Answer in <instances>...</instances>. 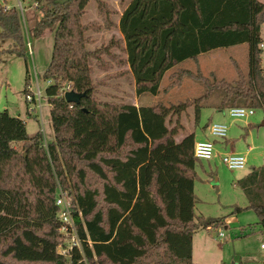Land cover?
<instances>
[{
    "label": "trees",
    "instance_id": "trees-1",
    "mask_svg": "<svg viewBox=\"0 0 264 264\" xmlns=\"http://www.w3.org/2000/svg\"><path fill=\"white\" fill-rule=\"evenodd\" d=\"M7 1V0H6ZM0 1V40L26 58L24 18ZM92 0H34L41 12L32 30L42 35L55 26L50 62L43 77L50 107L52 138L41 130L26 132L25 122L0 111V264H197L192 238L199 228L217 227L225 217H197L194 205V133L175 141L177 126L168 115L202 103L221 90L218 109L227 106L264 109L261 30L264 3L259 0H130L119 15L108 3L94 0L101 23H82ZM117 28L99 47L88 31ZM245 43L248 72L237 80L204 82L202 96L166 106L115 102L98 97L106 81L125 78L135 93L156 95L166 71L201 53ZM118 68V71L112 69ZM95 69L104 72L94 79ZM187 69L173 74L179 85ZM69 83L85 95L68 103L58 88ZM28 73L23 93L27 92ZM105 95V94H102ZM27 113H31L27 110ZM46 140V142H45ZM17 145L20 147H17ZM264 231V165L238 180ZM69 189L76 204L75 226L81 248L57 252V186ZM243 208L236 206L234 212Z\"/></svg>",
    "mask_w": 264,
    "mask_h": 264
},
{
    "label": "rangeland",
    "instance_id": "rangeland-1",
    "mask_svg": "<svg viewBox=\"0 0 264 264\" xmlns=\"http://www.w3.org/2000/svg\"><path fill=\"white\" fill-rule=\"evenodd\" d=\"M19 1H22L24 9L23 18L26 26L24 32L26 41L29 43L28 52L26 58L8 52L0 57V111L7 109L11 115L24 120L26 132L29 135L41 130L39 111L35 109L30 115L27 113V103L23 93L26 72L28 73V83L35 90L36 76L42 91L41 114L44 137L50 140L53 130L46 94L48 84L43 73L50 62L55 26L47 29L40 36H34L32 30L41 12L34 5V0ZM103 1L108 3L112 10H115L116 14L112 16V19L118 22L119 15L130 0ZM6 4L17 8L19 11L17 0H7ZM81 21L82 23L90 21L101 23L94 0L87 4ZM261 34L264 39V27ZM86 35L90 36L92 42L87 45L89 49L99 47L102 42H107L111 36L122 37L117 28L102 29L97 33L88 31ZM10 46L11 40H0V50ZM261 58L264 62V50ZM179 69L190 70L193 76H184L179 85L169 87L173 80V74ZM118 70V68H114L110 72ZM247 72V46L246 44H238L217 48L200 54L197 59H185L177 63L164 73L156 95L148 93L137 95L132 81L118 78L106 81L108 86H99L100 94L98 97L136 106H150L157 103L169 106L196 99L204 94V82L197 75L207 78L209 82L213 80L232 82L237 80L240 73L246 75ZM103 75L104 72L95 69L93 78L99 79ZM220 98L221 90L214 89L211 97L202 103L203 106L200 109L198 119L195 117L192 106L179 115H168L166 118L168 128L179 125L174 136L175 141L178 142L193 132L195 141L211 139L214 142L215 155L213 158L196 160L195 162V220L198 223L197 217H225L226 224L199 228L193 234L192 261L200 264H253L263 262L264 249L261 245L264 244V231L258 225L256 213L252 209L246 208L250 203L249 198L241 185L237 183L238 180L248 175L250 170L264 165V109L255 107L252 116L234 119L227 113L229 106L222 110L217 108ZM212 123L227 125L226 138L211 137L208 127ZM231 152L245 156V168L229 169L222 163L221 157ZM236 206L243 209L234 212ZM232 218L233 220H231ZM220 231L223 233L222 237L218 235ZM63 243L67 244L65 240ZM58 250L63 251L60 248ZM63 256L69 260L68 254ZM67 262L69 264V261Z\"/></svg>",
    "mask_w": 264,
    "mask_h": 264
},
{
    "label": "built area",
    "instance_id": "built-area-1",
    "mask_svg": "<svg viewBox=\"0 0 264 264\" xmlns=\"http://www.w3.org/2000/svg\"><path fill=\"white\" fill-rule=\"evenodd\" d=\"M18 9L21 16L23 17V6L22 1L17 0ZM7 8L11 7L5 4ZM34 5L37 6V3L34 2ZM264 26V25H263ZM26 30V29H25ZM29 43L27 42V47ZM260 49L264 50V43L262 42L259 45ZM36 79V90L30 85L27 86V92L24 94L25 101L27 103V110L32 113L35 109L39 111V116L41 119V132L44 135L43 121H42V91L39 87V83ZM47 84L51 85L52 82L47 80ZM67 91H71L70 84L66 83L62 87L58 88V92L64 97V94ZM227 113L230 117L234 119L245 118L252 116L254 114L253 108L243 107V106H233L227 108ZM227 125L222 123H212L208 127V131L211 137L214 138H225L227 133ZM46 142V140H45ZM193 153L197 160H210L213 158L214 154V142L211 139H203L194 141L193 144ZM222 163L229 169H243L246 166V158L244 155L239 153H226L221 157ZM55 205L58 207L57 210V219L60 224L59 231L63 234L64 240L67 244L60 245L57 247V252L62 255H67L70 249L76 247L81 248V239L77 233L75 226V216L74 212L76 210V204L74 202L73 196L69 189L62 188L60 185L57 186L56 196H55ZM220 236H223V233L219 232ZM264 249V244L261 245ZM62 249L60 252L58 249ZM69 255V254H68ZM253 264H264L263 262L253 263Z\"/></svg>",
    "mask_w": 264,
    "mask_h": 264
},
{
    "label": "water",
    "instance_id": "water-1",
    "mask_svg": "<svg viewBox=\"0 0 264 264\" xmlns=\"http://www.w3.org/2000/svg\"><path fill=\"white\" fill-rule=\"evenodd\" d=\"M85 94L82 93V94H78L74 91H67L65 94H64V99L66 102L68 103H75V104H78L80 102V99L84 96Z\"/></svg>",
    "mask_w": 264,
    "mask_h": 264
},
{
    "label": "crops",
    "instance_id": "crops-1",
    "mask_svg": "<svg viewBox=\"0 0 264 264\" xmlns=\"http://www.w3.org/2000/svg\"><path fill=\"white\" fill-rule=\"evenodd\" d=\"M260 2H262V3H264V0H259ZM264 26H262V28H263ZM261 32H262V30H261ZM261 38H262V40H264L263 39V37H262V34H261ZM263 42V41H262ZM264 43V42H263ZM242 44H245V43H242ZM247 46V45H246ZM206 53V52H205ZM202 54V53H201ZM199 56V55H198ZM198 58V57H197ZM262 59V58H261ZM262 65H264V62L262 61ZM50 108V107H49ZM49 112H50V109H49ZM25 122V121H24ZM191 133H193V132H191ZM226 138V137H225ZM51 140V139H50ZM231 153H233V152H231ZM252 170H250L249 171V173L251 172ZM248 173V174H249ZM244 178V177H243ZM238 185H240L239 183H237ZM245 188L246 187H242V189L244 190V192H245ZM249 200V199H248ZM231 220H233V218L231 219ZM225 222H224V224H226V218H225V220H224ZM228 221V220H227ZM218 235H219V233H218ZM220 236V235H219ZM220 237H222V236H220ZM195 263V262H194ZM197 264H200V263H197Z\"/></svg>",
    "mask_w": 264,
    "mask_h": 264
}]
</instances>
